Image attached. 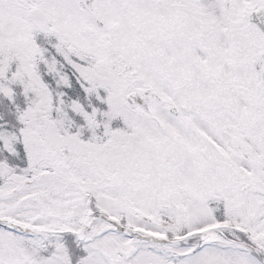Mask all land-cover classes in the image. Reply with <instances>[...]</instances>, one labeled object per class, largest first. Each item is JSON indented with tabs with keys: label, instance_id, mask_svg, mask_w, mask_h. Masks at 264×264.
Listing matches in <instances>:
<instances>
[{
	"label": "snow or ice",
	"instance_id": "6c2138e0",
	"mask_svg": "<svg viewBox=\"0 0 264 264\" xmlns=\"http://www.w3.org/2000/svg\"><path fill=\"white\" fill-rule=\"evenodd\" d=\"M0 264H264V0H0Z\"/></svg>",
	"mask_w": 264,
	"mask_h": 264
}]
</instances>
